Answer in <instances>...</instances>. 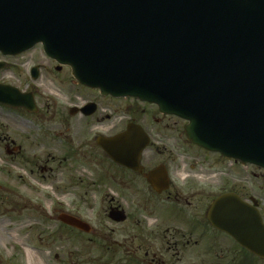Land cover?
I'll use <instances>...</instances> for the list:
<instances>
[{"label":"flooded vegetation","instance_id":"af4514ba","mask_svg":"<svg viewBox=\"0 0 264 264\" xmlns=\"http://www.w3.org/2000/svg\"><path fill=\"white\" fill-rule=\"evenodd\" d=\"M0 63V75L17 71L16 83H0L28 95L0 102V232L6 218L32 219L41 250L57 251L48 264H264V167L191 144L185 122L154 105L78 84L41 47L0 53ZM101 100L123 101L124 119ZM129 124L148 139L136 167L102 145ZM94 211L100 225L82 215ZM71 216L89 227L64 223ZM2 247L0 237V264L19 261Z\"/></svg>","mask_w":264,"mask_h":264},{"label":"water","instance_id":"95a60500","mask_svg":"<svg viewBox=\"0 0 264 264\" xmlns=\"http://www.w3.org/2000/svg\"><path fill=\"white\" fill-rule=\"evenodd\" d=\"M37 44L79 83L154 103L191 142L264 166V0H0V52ZM15 94L0 85V101Z\"/></svg>","mask_w":264,"mask_h":264},{"label":"rangeland","instance_id":"374dc122","mask_svg":"<svg viewBox=\"0 0 264 264\" xmlns=\"http://www.w3.org/2000/svg\"><path fill=\"white\" fill-rule=\"evenodd\" d=\"M38 53V51H37ZM21 65H24V61ZM23 74V73H22ZM0 79L5 82L9 83H16L17 82V71L16 70H5L3 71V74L0 75ZM23 79V78H21ZM49 91L47 96L50 98L55 97L53 95L54 93H57L58 96L57 99H60L61 93L57 91H53L50 89H45L44 93ZM76 100L81 103L84 99H88V96H80V95H73ZM61 103L65 104V99H60ZM102 110H111L119 107L118 111V117L117 122L123 120V110L125 103L122 101H118L117 106L115 103L106 102L104 100H101L100 102ZM131 104H128L127 107L130 108ZM103 111L101 114H103ZM60 176V174H58ZM78 193V191H73L70 194ZM70 207L74 206V200L69 201ZM68 208V207H67ZM97 211H94V213L85 212L82 215L86 217V221L91 223L93 226L100 225L98 223L99 216H97ZM89 217V219H88ZM91 217V218H90ZM33 220L32 219H26L25 217L21 218H6V231L0 232V237L2 239V251L4 252V258L6 260H19L15 264H48L47 261L44 258L45 255H50V253L57 252L55 251H48L45 253L41 250L40 241L37 240L40 237L43 238V235H41L39 232H33L30 230V227L32 226ZM38 241V242H37ZM36 247V248H35Z\"/></svg>","mask_w":264,"mask_h":264}]
</instances>
